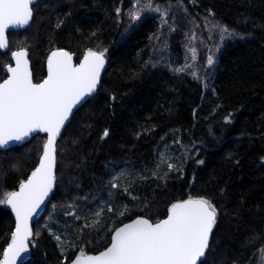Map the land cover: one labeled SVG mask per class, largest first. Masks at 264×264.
<instances>
[{
  "label": "trees",
  "instance_id": "1",
  "mask_svg": "<svg viewBox=\"0 0 264 264\" xmlns=\"http://www.w3.org/2000/svg\"><path fill=\"white\" fill-rule=\"evenodd\" d=\"M157 2L173 5L168 24L174 31L168 26L160 29L155 13H145L129 28L128 17L118 18L115 9L126 13L131 0H37L29 26L8 33V51H0V80L5 77L3 65L10 62L11 51L22 45L28 49L34 81L44 77L45 58L53 46L75 53L76 60L86 47L109 49L98 90L74 112L58 140V182L45 213L33 225L31 254L24 264H66L80 246L88 253L103 249L110 235L106 238L105 231L96 234V230L85 229L81 236L78 229L84 220L66 216L65 206L75 203L77 215H89L88 203L107 199L109 178L122 169L146 177L131 189L137 200L119 191L110 201L117 206L127 204L128 216L166 211L169 202L188 194L210 197L221 212L205 264H264V0ZM209 10L215 20L245 38L227 42L218 53L205 89L190 75L174 74L164 64L169 60L184 63L183 53L193 32L196 37L190 46L197 48L200 57L206 54L201 40L208 35L203 17L210 15ZM158 29L160 40L150 42ZM94 30L98 34L93 38ZM154 45L160 53L152 59L160 60L162 55L163 62L143 68ZM217 104L223 107L213 115ZM228 112L231 123L225 124L223 117ZM105 128L109 135L101 139ZM44 139L37 134L20 146L0 150V197L26 178ZM177 139L180 144L174 143ZM173 145L187 149L192 158L184 163L182 175L171 172L166 181L157 180L152 170L160 151L166 146L172 153ZM196 159L204 163L196 164ZM46 214L50 220L42 226ZM104 214L109 216L106 209ZM13 226L10 212L0 205V253ZM54 231L61 241L76 245L66 256Z\"/></svg>",
  "mask_w": 264,
  "mask_h": 264
},
{
  "label": "snow or ice",
  "instance_id": "2",
  "mask_svg": "<svg viewBox=\"0 0 264 264\" xmlns=\"http://www.w3.org/2000/svg\"><path fill=\"white\" fill-rule=\"evenodd\" d=\"M33 5L34 0H0V49L6 50L10 46L7 35L9 28L29 25L34 16ZM176 6L181 5L178 3ZM172 8L171 3L161 5L157 0H131V7L126 13H122L120 7H117L115 12L118 18L121 15L128 17L129 28L140 22L145 13H155L159 16L160 29L168 26L170 31H174L168 24ZM209 14L203 17L204 27L208 32L207 41H211L207 43L201 40V46L207 53L203 71L196 63L199 58L197 48L190 46L196 37L195 32L189 36V45H186L191 52L190 60L186 55L182 65L171 60L164 64L174 74L190 75L205 89L208 88L210 69L216 65L218 53L227 42L245 38V35L235 28L215 20L211 10ZM172 18L174 21V16ZM62 23L63 21L57 23L56 28ZM194 27L198 25L194 24ZM160 29L149 37L150 42L160 40ZM97 34L95 30L90 33L93 38ZM108 51L107 47L100 45L86 47L79 57V62L75 63V53L53 46L46 57L47 74L38 83L34 82L26 46L22 45L11 51L14 66L11 63L3 65L6 78L0 80V147L10 141H22L33 133H43L46 138L34 167L27 173V178L19 180L18 190L4 191L0 197V205L10 206L15 215V227L0 253V264H16L17 258L28 251L33 237L30 220L58 182V138L62 136V129L74 107L98 90ZM158 53L160 49L154 45L149 59L143 63V68L149 65L155 68L160 65L163 62L162 55L160 60L152 59V56ZM212 91L215 94L216 90ZM222 107L223 105L217 104L211 114H217ZM231 118V112L224 115L225 124L231 123ZM209 134H213L211 126ZM108 135L109 130L105 128L101 139ZM136 135L139 136L140 133ZM174 143L181 142L177 139ZM191 158L185 149L183 156L176 158L180 160L177 165L171 162L172 157L161 153L152 175L161 181H166L171 172L182 175L184 163ZM261 160L264 161V157ZM195 162L204 163L200 159ZM165 165L167 171H163ZM145 179L146 177L139 173L133 175L120 172L112 176L108 181L110 198L114 199L119 191H123L131 196L132 200H137V197L132 196L131 189L138 181ZM223 191L221 189V193ZM145 207L151 206L146 204ZM69 208L73 211L69 212ZM105 209L109 213L107 217L104 214ZM138 210L143 212L144 208ZM78 211L75 203L65 206L66 216L75 215L77 220H84V224L78 229L81 236L85 229L90 232L96 230V234L105 231L106 238L110 235V242L95 254H89L84 246H80L79 252L71 259V264H205L211 248V237L219 224L221 209L210 197L188 194L169 202L166 211L157 210L149 215L128 216L127 213L131 209L127 204L117 206L109 201H102L95 210H86L89 211L87 216L77 215ZM153 215L156 216L155 219L152 218ZM125 219L127 222H124ZM56 239L60 241L62 255L66 256L70 247H76L70 241H61L60 236H56Z\"/></svg>",
  "mask_w": 264,
  "mask_h": 264
},
{
  "label": "water",
  "instance_id": "3",
  "mask_svg": "<svg viewBox=\"0 0 264 264\" xmlns=\"http://www.w3.org/2000/svg\"><path fill=\"white\" fill-rule=\"evenodd\" d=\"M36 1H37V0H34V4L36 3ZM30 22H31V21H30ZM29 24H30V23H29ZM28 26H29V25L11 27V28L8 29V31H7V35H8V32H9V31L25 30ZM0 51H1V52H7L8 49H6V50H2V49H0ZM46 57H47V56H46ZM73 59H74V57H73ZM74 62H75V60H74ZM10 63L13 64V66H14V61L11 59V54H10ZM29 66H30V69H31V63H30V60H29ZM106 67H107V60H106L105 68L102 70V76H103L104 71L106 70ZM31 71H32V69H31ZM5 73H6V70H5ZM46 74H47V63H46V59H45V76H46ZM5 78H6V76H5ZM98 88H99V87H98ZM95 93H96V92H95ZM95 93H94V94H95ZM94 94H92V95L86 97L83 101H81L80 104H78L77 106L74 107V109H73V113L70 115L69 120L66 121L65 127H66V126L68 125V123L70 122V120H71L72 115L74 114V112H75L78 108H80V107H81V106H82L87 100H89ZM65 127L62 129V132L64 131ZM37 134H41V135L45 136V134H43V133H33V134H31L30 136L24 138V140H22V141H10L7 145H4V146L0 147V150H6V149H9V148H12V147H15V146H20V145L24 144L25 142L29 141L33 136H35V135H37ZM45 138H46V137H45ZM59 139H60V137L58 138V140H59ZM29 173H30V172H29ZM26 178H27V176H26ZM26 178H25V179H26ZM15 190H18V185H17V188H16ZM54 190H55V188H54ZM54 190H53V192H54ZM53 192H51V193L49 194V196L45 198V202L41 205V207L37 210V212H36V213L33 215V217L31 218V220H30V226H31V228H32V231H33V225H34V223L37 222L40 218H42L43 214L45 213L46 206H47V204H48V202H49V200H50L51 195L53 194ZM5 207H6V209L10 212V214H11L13 220H14V226H13V229H14V227H15V215H14V213H12L10 206L5 205ZM9 239H10V236H9ZM9 239H8V240H9ZM109 242H110V240H109ZM101 250H102V249H101ZM30 254H31V248H30V245H29V249H28V251H27L26 253H22L21 256L17 258V262H16V264H24V263L30 258ZM89 254H95V253H89ZM73 258H74V257H73ZM66 264H71V260H70L68 263H66Z\"/></svg>",
  "mask_w": 264,
  "mask_h": 264
},
{
  "label": "rangeland",
  "instance_id": "4",
  "mask_svg": "<svg viewBox=\"0 0 264 264\" xmlns=\"http://www.w3.org/2000/svg\"><path fill=\"white\" fill-rule=\"evenodd\" d=\"M147 14H149V13H147ZM204 31L207 32L206 29H204ZM207 36H208V35L206 34L204 40H205L207 43H210V42L207 41ZM236 39H238V38H236ZM206 54H207V53H206ZM206 54H205V55H201V57H200V54L198 53L199 58H198V61H197L196 63H197L198 66L201 68V71H203V65L205 64V56H206ZM184 55H185V56L187 55L188 58H189V60H190V58H191V52L189 51V49L185 50V53H183V60H184V62H185ZM202 57H204V61L201 60ZM212 70H213V67L210 69V71L212 72ZM172 150H173V152L171 153V151H169V150L166 148V146H165V147H162V149H161V151H160V154H161V153H165L166 156L172 157L171 162H173V163L179 165L178 160H177L176 158H177V157H182L185 149H183V147H179V146H175V145H173ZM120 172H127V171H126V169H122V170L119 171L118 173H120ZM118 173H114V174H112L111 177L117 175ZM111 177L109 178V180L111 179ZM109 190H110V189H109ZM109 190L107 191V195H108V198H107V199H106V198L100 199V200H99L97 203H95V204L88 203V206H91V209H90V210H95L96 207H97V205H99L102 201H109V202L111 201L112 198H110V196H109ZM49 220H50V215H49V214H46V215L44 216V219H43L44 223L42 224V226H43V225H46L47 222H48ZM56 236H60V234H59V233H56V232L54 231V232H53V237H54V239L56 240V242L58 243L59 249H60V251H61V246H60L59 241H57ZM61 253H62V251H61Z\"/></svg>",
  "mask_w": 264,
  "mask_h": 264
},
{
  "label": "flooded vegetation",
  "instance_id": "5",
  "mask_svg": "<svg viewBox=\"0 0 264 264\" xmlns=\"http://www.w3.org/2000/svg\"><path fill=\"white\" fill-rule=\"evenodd\" d=\"M36 2H37V1H36ZM35 4H36V3H35ZM9 32H12V31H9ZM9 32H8V33H9ZM14 32H16V31H14ZM28 58H29V57H28ZM45 59H46V58H45ZM74 60H75V63H78V62H79V58L76 60V59H75V55H74ZM9 63H10V62H9ZM31 69H32V68H31ZM44 69H45V62H44ZM5 76H6V74H5ZM44 76H45V73H44ZM4 78H5V77H4ZM39 81H40V80H38V81H34V82H37V83H38Z\"/></svg>",
  "mask_w": 264,
  "mask_h": 264
}]
</instances>
